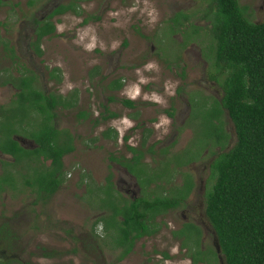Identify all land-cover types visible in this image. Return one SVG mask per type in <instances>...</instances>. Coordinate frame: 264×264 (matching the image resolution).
I'll return each instance as SVG.
<instances>
[{
	"label": "rangeland",
	"instance_id": "1",
	"mask_svg": "<svg viewBox=\"0 0 264 264\" xmlns=\"http://www.w3.org/2000/svg\"><path fill=\"white\" fill-rule=\"evenodd\" d=\"M66 1L2 0L0 3V105L7 106L16 91L11 81L2 80L23 73H34V86L45 92L65 95L74 89L76 93L75 103L69 107L56 106L51 120L55 127L71 134L73 145V149L62 156L63 179L58 188L43 201L23 183L27 174L24 161L18 162L15 168L7 165L16 183L13 189L0 191V222L6 223L18 240L4 251H1L4 244L0 240V259H8L9 264H105L108 261L159 264L156 259L159 250L169 247L172 252L176 247L168 234L167 223L155 233L138 238L134 249L120 260L115 258L119 249L101 244L96 251L82 234L89 230L96 214L93 204L101 201L102 196L98 195L103 189L95 190V183L103 182L108 171L112 178L116 175L115 166L107 156L127 158L131 151L126 144L143 150L140 163L149 174H155L158 169L167 171L168 167L171 183H178L182 172L204 178L208 159L221 149L207 137L212 125L203 119L204 111H201L212 98L222 94L223 74L215 73L213 40L204 17L209 1L73 2L79 12L68 10L52 17L54 32L40 40V53H34L32 47L23 49L24 33L31 34V18L38 16L51 2ZM238 3L244 7L248 19L262 20L264 0H238ZM152 8L157 14L154 23L148 15ZM176 11L188 14L193 26L198 27L192 38L183 44L186 37L181 28L185 26H175L173 32L167 26L169 17ZM87 14L97 18L82 21ZM57 25L63 26V31H58ZM2 40L13 46L12 55L2 47ZM150 63L155 67L147 68ZM52 66L59 68L58 81L48 75ZM115 79H119L121 85L109 86ZM110 95L117 99L109 100ZM154 97H158L159 102ZM120 98L134 100L135 106L123 105ZM103 105L116 115L100 119L99 114L106 113L102 111ZM164 108L170 109L172 114H167ZM80 110L85 112L83 116L78 114ZM221 118L224 129L230 134L228 143L223 145L225 149L233 143L234 132L225 110ZM162 120L168 123H161ZM22 124L14 136L26 147L33 146L30 138L23 137L31 125L30 115L28 122ZM107 126L116 130L114 141L101 135V130ZM142 137L145 139L141 145ZM149 144L151 151L145 149ZM173 159L191 161L173 164ZM2 160L11 161L12 157L0 151V171ZM166 161H170L167 167ZM170 182L159 187L154 183L139 186V193H159L168 188ZM211 182L212 179L209 185ZM89 186L93 191L86 194ZM106 196L102 201L107 199L109 203L110 198ZM172 216L177 217L174 213ZM203 220L207 218L204 216ZM41 246L53 253L42 255ZM147 256L152 260L145 261Z\"/></svg>",
	"mask_w": 264,
	"mask_h": 264
},
{
	"label": "trees",
	"instance_id": "2",
	"mask_svg": "<svg viewBox=\"0 0 264 264\" xmlns=\"http://www.w3.org/2000/svg\"><path fill=\"white\" fill-rule=\"evenodd\" d=\"M208 1L204 17L207 18L208 31L213 40L211 49L215 73L223 75L220 80L222 94L219 98H212L207 107L201 110L204 111L203 119L212 125L207 137L221 148L213 152L214 157L210 162L212 182L204 193V213L214 231L224 264H264V12L262 20L255 22L245 16L244 7L238 0ZM66 9L79 12L70 1L58 4L49 15ZM177 13L186 17L183 12ZM176 14L171 17L175 24L178 22ZM96 17L88 14L82 21ZM34 24L36 38L32 43L35 51L40 53V36L51 33L55 26L49 18L35 20ZM197 29L194 26L192 32ZM2 45L6 47L7 42L2 40ZM48 75L58 81L59 68L52 66ZM2 81H11L17 91L7 106L0 105V151L9 154L13 161H1L0 191L15 187L16 180L7 165L23 160V166L27 169L23 183L45 199L61 182L58 173L62 165L61 156L73 149L71 134L53 126L51 120L56 106L69 107L75 103L76 93L73 89L66 95L58 92L46 94L34 86L32 73L9 76ZM120 85L119 79L109 84L112 87ZM108 99H115V96L110 95ZM120 101L126 106H134L133 100L129 98H121ZM163 110L172 114L168 108ZM223 110L234 132L233 143L225 149L223 145L229 132L223 127ZM30 111L32 114H29ZM104 111L106 113L101 114L103 119L116 115L107 107ZM84 113L83 110L78 112L81 116ZM29 115L32 126L24 134L36 144L32 148L22 146L14 137L15 133H19V127H23L22 122H28ZM101 133L113 141L117 137L116 130L109 126ZM122 138L125 139L126 135ZM144 139L141 138V145ZM126 148L131 151V156L126 160L127 168L141 185L148 184L164 172L160 169L155 174L147 173L139 162L143 150L128 144ZM145 149L151 151V144ZM160 150L164 152L163 148ZM44 159L50 160L48 166L43 164ZM190 160L173 159L176 164ZM36 161L40 163L32 164ZM169 162H165L166 167ZM189 185L190 181L187 183ZM175 202L174 195L155 194L127 201L122 208H114L111 223L116 221V227L111 239L122 247L117 257L126 254L133 237L155 231L157 226H151L154 215ZM116 214L122 218L116 220ZM146 220L151 223L147 224ZM0 264L6 262L0 261Z\"/></svg>",
	"mask_w": 264,
	"mask_h": 264
},
{
	"label": "flooded vegetation",
	"instance_id": "3",
	"mask_svg": "<svg viewBox=\"0 0 264 264\" xmlns=\"http://www.w3.org/2000/svg\"><path fill=\"white\" fill-rule=\"evenodd\" d=\"M70 1L82 2L83 0H67L66 2H51L50 5L47 8H45L44 10H42V12L38 16L31 18L30 23H29L31 25V27L29 29L31 34H28L26 32L24 33L22 39H23V42H25V40H26V42L24 43L23 49H30L32 47L33 52L34 53L36 52L34 49V44L32 43L36 38L34 21L35 20L42 21L45 18H49L50 20H52V17L54 15L64 13L70 9H66L63 12L54 13L52 15H49L52 12V10L58 4H61V3L66 4ZM177 12L178 11H176L174 14H176ZM174 14H172L171 17ZM184 14L186 15V17H183V14H181V13L176 14L175 17L178 20V22L176 24L174 23V20H172L171 17H169L170 19L167 22V26L169 27V29H170V27L172 28L171 32H173L175 30V26H178V25L179 26H182V25L185 26V28H181V32H182V35H184L185 37L186 36L188 37V38L186 37V40H185V42H186L187 40L191 39L192 36L197 31L192 32V29L194 26H193L192 22H190V20L188 19L189 15L186 13H184ZM85 16H83V17H85ZM83 17H82V20H83ZM54 26H55V24H54ZM53 32H54V30L51 33L42 34L40 36L39 42L43 37H45L49 34H52ZM4 41H6V40H4ZM183 43L184 42L182 41V44ZM2 47H4V45H2ZM4 48H6L8 50V52H10V54L11 53L13 54V46L10 43H7V46ZM32 74H33L34 79H35L34 73H32ZM16 91H17V88H16ZM45 93L47 94L49 92H45ZM115 99H117V98H115ZM120 99H119V101H120ZM133 102H134V100H133ZM134 106H135V102H134ZM134 106H131V107L133 108ZM105 107H106V105H103L102 111H104ZM101 114H103V113L101 112L99 114V118L103 119ZM54 116H55V114H54ZM54 116L52 117V119L54 118ZM107 118H104V119H107ZM52 124H53V122H52ZM53 126H54V124H53ZM58 129H60V128H58ZM101 135H102V133H101ZM23 137L26 139L30 138L33 141V139L31 137H28L26 135H24ZM229 137H230V134L227 137L225 142L228 143V141L230 139ZM111 140H112V138H111ZM17 141L22 146L26 147L18 139H17ZM33 143H34V141H33ZM35 145L36 144L34 143L33 146H27L26 148H32ZM65 153H67V152H65ZM65 153H63V155ZM62 156H61L62 165L58 171L59 176L61 177V182L63 179ZM130 156H128V157H130ZM213 157H214V153L211 154L210 158L208 159V161L206 163L207 171L205 173L204 178H199L198 176H192L189 172H182L180 177H179V182L178 183H171L170 180L168 181V179L170 178V169H168V172L164 171L163 173L160 174V176L158 178L154 179L153 181H150L148 184L154 183L157 187L162 186V184H166L168 182H170L171 184H169L168 188H164L163 191H159V193H154L152 195H149L148 193L147 194H143L142 192L139 193V186L144 187V186H147L148 184L141 185L138 182L134 173H132L131 171L128 170L127 165H126V160H127L126 157H124L122 159L121 158L118 159L116 156H113V155L107 156V159L110 160L111 164H113L112 166H115V167H113V168H115V169H113V171L115 172L116 175H115V178H112L111 171H108L105 173V175L103 177V182L95 183V190L103 189V193L98 195V196H102L101 201L99 200L98 202H95L94 204L92 203L95 206L96 214L94 215V217L90 221L89 230L87 232L83 233L82 237L86 240L88 245L92 249H95L96 251H99L101 244H104V245H109L110 248L119 249V252H118V255H119L122 247L120 245L116 244L111 239V235L115 234V227H116V221L114 224L111 223V215H112L113 209L114 208H122L125 202L135 201V200L139 199V197H142V196L151 197L155 194L169 195V196L174 195L176 198V202L174 203V205L167 206L162 211L156 213L154 215V222L153 223H151L150 220H146L147 224L151 223V226H157L156 230L150 234H142V235L133 237L132 238V244L130 245L126 254L131 252L134 249V244L138 238L143 237V236H148V235L155 233L161 225L164 226V224L167 223V224H169L168 234L170 236V239L174 242V244L177 248V252L176 253L170 252L169 247H167L166 249H160L158 252V258H156L159 261V264H185V262H188V264H221V261L219 260L220 252H217V250L214 246L213 229H212L209 221L203 220V217L204 216L206 217V215L204 213V193H205L206 188L209 186V181L212 179L210 162H211ZM140 159H139V162H141ZM45 160H48V162L45 163L44 162ZM42 161H43L44 165H47V166L49 165V162H50L49 159H44ZM172 161L173 160H171V162ZM190 161L186 162L185 164H188ZM8 162L12 163L13 161L11 160ZM39 163H40L39 161H36L34 163L32 162V164H37V165ZM173 164H174V161H173ZM16 166H17V163H14L13 165H11L12 168H15ZM161 166H159V167H161ZM158 170L160 171V169H158ZM188 181H190L189 186H187ZM58 186H57V188H58ZM118 189H120V191ZM92 191H93L92 188H90V186H89L87 188L86 194L88 192L91 193ZM103 195L104 196L107 195L106 198H110L109 203L107 202V199H104L102 201V198L104 197ZM38 197H40L41 200H43V201L46 200V198L44 199L41 196H38ZM173 213L177 217H173L172 216ZM158 216L160 217V219L157 218ZM114 218L116 220H118V219H121L122 217L120 214H116L114 216ZM104 219H106V220L104 221ZM162 219H163V221L164 220L165 221L163 222ZM98 224L103 225V229H102L101 234H97V231L95 229ZM133 232L134 231H132V233ZM0 234H1L0 240L3 241V244H4L3 247L1 246V251H4L3 249L8 247L9 245L12 246V244L16 243L18 240V238H16L15 234L11 231L10 227H8V225L6 223H3V222H0ZM209 234H210V238H209ZM204 240H205V242H204ZM41 250H42V255H48L50 253H53L51 249L46 250V249H44V247H42ZM213 251H214V253H213ZM126 254H124L123 256H125ZM173 254L175 256H172ZM117 256L115 257L116 260H120L123 257L122 256L121 258H118ZM149 259L150 258H148V256H147L145 261H151L152 260V259H150V260ZM0 261L6 262V264H9L8 259H0ZM180 261L182 263H180ZM108 263L112 264V261H108L105 264H108ZM147 264H150V263H147Z\"/></svg>",
	"mask_w": 264,
	"mask_h": 264
},
{
	"label": "clouds",
	"instance_id": "4",
	"mask_svg": "<svg viewBox=\"0 0 264 264\" xmlns=\"http://www.w3.org/2000/svg\"><path fill=\"white\" fill-rule=\"evenodd\" d=\"M148 15H149V17H150V22H155V19H156V10L154 9V8H152L149 12H148ZM57 30L58 31H63V26H61V25H57ZM89 47H91V45L89 46ZM146 67L147 68H152V67H155V65L154 64H148V65H146ZM70 87V86H69ZM138 94V91L136 92V93H134L133 94V98L135 97V95H137ZM154 99H156L157 100V102H159V98L158 97H154ZM125 123V125L126 126H129V122L128 121H125L124 122ZM161 123H168V121L167 120H162L161 121ZM102 229H103V225L102 224H99L98 226H97V234H101L102 233ZM172 252L173 253H176L177 252V248L176 247H174L173 249H172ZM185 264H188V262H185Z\"/></svg>",
	"mask_w": 264,
	"mask_h": 264
},
{
	"label": "water",
	"instance_id": "5",
	"mask_svg": "<svg viewBox=\"0 0 264 264\" xmlns=\"http://www.w3.org/2000/svg\"><path fill=\"white\" fill-rule=\"evenodd\" d=\"M213 232H214V231H213ZM214 246H215L217 252H219L220 249H219V246H218V243H217V239H216V237H215V234H214ZM219 260L221 261V264H224V262H223V257H222L221 254H219Z\"/></svg>",
	"mask_w": 264,
	"mask_h": 264
}]
</instances>
